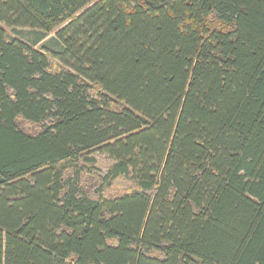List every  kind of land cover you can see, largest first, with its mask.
<instances>
[{
  "label": "trees",
  "instance_id": "16d2710c",
  "mask_svg": "<svg viewBox=\"0 0 264 264\" xmlns=\"http://www.w3.org/2000/svg\"><path fill=\"white\" fill-rule=\"evenodd\" d=\"M0 264H264V0H0Z\"/></svg>",
  "mask_w": 264,
  "mask_h": 264
},
{
  "label": "rangeland",
  "instance_id": "374dc122",
  "mask_svg": "<svg viewBox=\"0 0 264 264\" xmlns=\"http://www.w3.org/2000/svg\"><path fill=\"white\" fill-rule=\"evenodd\" d=\"M11 36L20 40H23L29 44H32L33 40L40 34L39 31L31 30V29H21L18 31H9ZM55 37V34H50L46 36V38L39 43L35 48L41 49L46 43H49L53 38ZM51 45H49L50 47ZM56 48V46H51ZM20 128H22L26 133L29 134H34L38 132V128L31 126L30 124L24 122V121H19Z\"/></svg>",
  "mask_w": 264,
  "mask_h": 264
}]
</instances>
